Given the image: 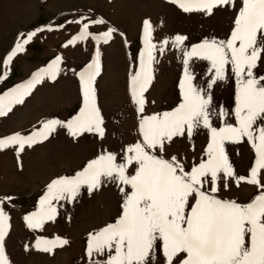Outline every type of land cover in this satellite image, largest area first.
<instances>
[{
	"label": "rangeland",
	"instance_id": "374dc122",
	"mask_svg": "<svg viewBox=\"0 0 264 264\" xmlns=\"http://www.w3.org/2000/svg\"><path fill=\"white\" fill-rule=\"evenodd\" d=\"M241 7L242 0H234V4L218 6L207 15L184 12L172 0H0V77H3L0 79V96H7L26 84L40 69L48 68L57 56L61 57L55 80L45 76L31 94L24 97L22 104H16L7 115L0 116V138L17 132L28 135L40 129L46 120L66 123L77 117L83 108L79 73L96 59L97 49L101 71L94 87L105 130L103 138L87 132L73 137L67 127L57 125L47 140L25 146L19 156L15 147L0 150V200L10 218L4 248L10 264H105L114 251L94 252L89 257L87 244L89 233L114 223L121 214L123 194L115 182L103 181L98 190L91 192L82 186L75 200L53 201L57 209L55 219L47 221L43 228H29L25 217L39 211L40 200L53 179L75 176L102 151L122 155L119 153L121 145L140 140L138 130L132 131L131 141L128 133L130 123L133 127L139 124L140 114L130 94V76L139 71L145 49L144 20H150L152 40L157 45L152 63L154 78L144 93L147 102L143 115L147 116L172 111L182 102L183 95L179 92L184 52L205 40L229 39ZM97 19H103L104 23H89V31L99 34L114 28L116 31L110 40L98 42L93 35L68 44L80 33L83 23ZM31 32L36 35L24 45L25 50L5 66V59L18 40L26 39ZM178 34L187 37L179 48L173 46L172 40ZM166 38L169 44L161 53L160 42ZM210 67V61L196 57L188 64L189 72L194 76L193 83L205 88L212 96L209 105L212 124V118L215 119L214 116L228 103L229 93L230 105L236 100L238 83L229 64L225 68V78L207 89ZM253 74L257 78L264 76V55ZM260 123L258 120L257 124ZM204 130L199 126L194 128L191 136L185 134L174 138L165 145L162 153L171 158L179 152L186 168L191 152H200L202 148L197 133ZM227 145L230 148L237 144L228 142ZM249 146L247 163L255 151L251 142ZM135 168V164L129 166V174H134ZM260 179L264 183V169L260 171ZM207 185L211 186V183ZM221 185L220 182L219 188ZM240 187H243L242 183L227 188L232 200L248 203L256 196L247 198L242 191H237ZM228 193L225 194L228 196ZM56 237L67 239L69 243L57 246L52 252L35 247L40 238ZM164 260L162 249L157 248L150 254L148 264H162Z\"/></svg>",
	"mask_w": 264,
	"mask_h": 264
},
{
	"label": "snow or ice",
	"instance_id": "6c2138e0",
	"mask_svg": "<svg viewBox=\"0 0 264 264\" xmlns=\"http://www.w3.org/2000/svg\"><path fill=\"white\" fill-rule=\"evenodd\" d=\"M172 2L184 12H204L207 15H211L218 6L234 4V0ZM89 23L103 24L104 21L97 19L83 23L80 33L68 44L93 35L98 42H107L116 31L109 28L94 34L89 31ZM35 35L36 32H31L26 39L18 40L4 65L10 64L13 57L23 52L24 45ZM143 39L145 49L139 71L130 76L131 98L140 114V140L123 149L124 156L119 162L116 153L102 151L75 176L53 179L40 200L39 211L25 217L27 226L31 229L43 228L47 221L55 219L57 209L53 201L75 200L82 186L91 192L98 190L103 181H109L115 182L123 194L121 214L114 223L89 233V257L94 252L114 251L105 264H148L150 254L160 248L165 264H264V183L260 179V171L264 169V76L257 78L253 74L264 55V0H242L229 39L205 40L184 52V73L180 82L183 100L172 111L143 115L147 102L144 93L154 78L152 63L157 49L152 40V25L147 19L143 22ZM186 39V36L176 35L172 38L173 46L179 48ZM168 44L167 38L162 40L159 51L163 53ZM99 56L97 49L96 59L79 73L83 108L77 117L66 123L56 119L46 120L40 129L28 135L17 132L2 137L0 150L15 147L19 156L25 146L31 147L47 140L57 125L67 127L73 137L87 132L97 133L103 138V117L94 87L101 71ZM193 57L210 61L211 75L207 89H211L217 80L225 78V68L231 64L238 83L235 125L212 126L209 110L212 96L205 88L193 83L194 76L188 69L189 60ZM60 61L61 57L57 56L48 68L40 69L26 84L7 96H0V116L7 115L16 104H22L24 97L30 95L45 76L55 80L60 71ZM258 120L260 124H257ZM199 126L210 129L211 133L206 159L186 170L177 156L165 159L158 154L174 138L185 134L191 136L194 128ZM244 138L251 142L256 157L249 175L237 176L224 143L239 142ZM133 164L136 165L134 174H129V166ZM229 178L237 186L242 182L257 186L258 194L248 203L214 195L219 191L221 180L225 188L228 187ZM209 182L211 187L206 188ZM2 205L0 200V264H10L4 248L10 218ZM68 243L67 239L60 237L40 238L35 247L43 252H52L57 246Z\"/></svg>",
	"mask_w": 264,
	"mask_h": 264
},
{
	"label": "crops",
	"instance_id": "0c3cea01",
	"mask_svg": "<svg viewBox=\"0 0 264 264\" xmlns=\"http://www.w3.org/2000/svg\"><path fill=\"white\" fill-rule=\"evenodd\" d=\"M223 113V112H222ZM227 113V109L225 108V112ZM215 119L212 118V126L216 127V128H220L223 127V115H218V116H214ZM226 124H229L228 122H226ZM205 134H206V138L203 140V142H201L204 145V148L200 149V152L197 153H193L191 152V157L188 160V168L190 169L191 166H193L194 164H198L202 159H206V151H207V146L210 143V129L205 128ZM224 148L226 151V154L229 158V162L232 164L234 171L236 173L237 176H246V172H247V160H248V156H249V148L247 145V141L246 139H242L241 141L238 142L236 148L229 150V148L226 146V144H224ZM203 151V153H202ZM175 156L178 157V159L180 160H184V157L179 153H175ZM248 176V175H247ZM228 187L231 185H234L235 182L233 179L229 178L228 181ZM222 184L224 185V181L222 180ZM227 187V188H228ZM225 188V186H224ZM226 189V188H225Z\"/></svg>",
	"mask_w": 264,
	"mask_h": 264
}]
</instances>
